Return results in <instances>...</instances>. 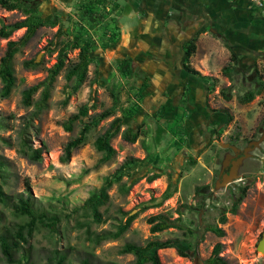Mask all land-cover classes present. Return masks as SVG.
I'll use <instances>...</instances> for the list:
<instances>
[{
	"label": "rangeland",
	"instance_id": "374dc122",
	"mask_svg": "<svg viewBox=\"0 0 264 264\" xmlns=\"http://www.w3.org/2000/svg\"><path fill=\"white\" fill-rule=\"evenodd\" d=\"M40 1L39 12L47 22L14 55V86L9 95L0 96V159L8 172L3 182L0 177V184L10 197L8 204L0 202V225L19 221L10 204L17 194L26 193L28 182L31 194L43 206L62 214L57 232L40 229L30 238L34 264H46L55 248L66 250L70 264H80L83 257L94 262L133 264L134 254L120 251L125 243L143 245L150 239L187 238L176 227L151 232L147 218L158 213L171 220L179 217L177 222L189 227L216 224L224 229L223 236L204 232L198 244L202 259L221 242L220 255L228 264H264V251L257 250L264 231V84L249 102L238 100L258 87V75L264 82V7L254 8L250 0H102L95 5V15L102 16L103 31L99 36L88 31L94 50L85 81L65 101L73 83L65 74L79 50L71 49L52 83L47 106L33 115L34 105L25 106L21 101L22 90L46 77L60 46L79 32L78 6L88 0ZM114 1L118 3L116 10L111 9ZM244 14L249 17L244 18ZM24 17L19 10L0 7V26ZM24 31L20 28L8 38L0 37V57L7 41L17 40ZM112 32L117 35L108 44ZM195 34L196 50L190 64L202 75L211 76V81L204 82L182 69L183 45ZM232 51L238 61L231 71L225 70ZM127 56L136 75L120 72L119 64ZM28 60L35 65L25 66ZM168 70L174 71L161 74ZM145 75L148 86L139 94ZM40 91L33 94V101L40 97ZM84 103L90 106L87 116L66 131L62 122ZM113 105L115 112L92 127L85 143L73 149L68 160H62L66 142L77 135L83 122ZM118 116H123L124 123L111 139L115 154L99 164L101 152L94 140ZM126 127H140L141 135L135 142L121 137ZM22 135L29 147L41 149L40 160L30 161L19 152ZM261 135L260 144L239 164L237 177L220 185V165L227 154L231 155L220 142L244 148ZM131 158L138 161L125 167L129 175L108 188V200L99 207L101 222L91 221L81 208L74 210L106 175ZM153 173L159 176L149 180ZM169 183L176 187L172 196L158 206L142 208L151 198L160 201ZM242 185L249 186L245 197L236 213L227 211L226 221L221 223V209L228 210L232 194L237 196ZM126 212L136 214L127 229L98 244L87 239L86 225H77L89 221L91 232L114 231L125 221ZM158 255L162 264H192L173 247L159 249ZM0 264H6L1 251Z\"/></svg>",
	"mask_w": 264,
	"mask_h": 264
},
{
	"label": "trees",
	"instance_id": "16d2710c",
	"mask_svg": "<svg viewBox=\"0 0 264 264\" xmlns=\"http://www.w3.org/2000/svg\"><path fill=\"white\" fill-rule=\"evenodd\" d=\"M102 0H88L86 3L80 4L78 6V11L80 15V26L77 28L79 32L74 35L71 41L63 43L57 53L56 62L48 68V73L44 79L38 83L28 86L22 90L21 101L23 105L30 106L34 105L33 115H37L47 106V100L49 98L50 89L52 83L55 80V76L62 70L65 65V59L67 52L71 49L78 48L77 60L71 63L66 71L65 77L67 80L73 79V83L70 86V90L67 92L65 101L68 96L75 92L80 85L85 81L88 66L92 62L91 53L94 50V41L92 36L88 34V31H93L94 34L100 35L103 31L102 22L99 20L102 18L100 14L97 16L95 5ZM41 4L40 0H0V7L6 10H19L24 13L25 17L10 23H4L0 26V37L8 38L14 31L25 28L24 33L17 40H8L6 43V48L4 54L0 57V96L6 97L11 92L15 77L13 74L12 60L14 55L19 51V49L25 45L31 37L35 34L36 30L43 26L47 20H45L40 12L39 6ZM118 8V3L113 2L112 10ZM261 9L259 7H255ZM51 20V24H55L54 20ZM77 25V22H74ZM81 31V32H80ZM106 32V31H105ZM84 34V36H83ZM117 33L112 32L109 37L108 44L112 39L116 37ZM102 38V35L100 36ZM198 34L192 36L187 40L184 45V56L182 61V69L193 75L197 76L204 82L211 81V76L202 75L197 69H195L190 64V57L196 50V41ZM226 44H228L226 42ZM131 57H125L119 64L120 72L124 75H136L132 69ZM237 56L232 51L230 53V59L224 66L225 70H229L233 67L234 63H237ZM24 65L31 67L35 65L33 60H28L24 62ZM254 72L257 73L256 68ZM148 76H144L141 81L140 90L148 86ZM264 82L257 78V88L255 90H249L245 92L242 96H239L238 100L240 102L246 103L253 99L254 95L261 91ZM41 88L40 97L36 100H32L33 94ZM225 98L229 99V95L220 90ZM90 106L88 103H84L78 107V110L71 114L66 120L62 122V126L66 131H71L73 128V122L80 121L82 117L87 116ZM116 106L113 105L101 112H98L90 117L86 122H83L80 127L79 132L76 136L68 140L63 149L62 160L66 161L70 158L73 149L81 146L85 143L87 139V134L92 127H95L101 120L112 115L115 112ZM123 116H118L113 118L109 125L104 129V131L98 134L94 140V146L98 152H101V157L99 159V164L104 163L109 160L114 154L115 149L111 145V139L118 134L121 126L124 123ZM141 135L140 127L132 128L126 127L121 133V137L128 142H135L136 139ZM21 147L19 152L25 156L30 161H38L41 159V149H33L27 145L25 135L21 136ZM138 159L131 158L126 159L124 162L111 174L106 175L103 178L102 184L90 191L88 197L83 201V203L74 209L77 211L81 208L86 215L91 217L93 222H101L102 216L99 211V207L105 204L108 200V188L115 182L121 179L123 175H129L128 170L125 169L126 166L137 162ZM193 163L195 160H191ZM4 162L0 159V177L3 179L6 177L7 173L3 168ZM159 176L158 173H153L149 176V180H153ZM26 193L22 192L17 194L10 204V209L12 213L19 218V221L14 223L0 225V251L2 257L6 264H34L31 258L32 246L29 244V240L32 237L34 231L36 230H46L49 232H57L59 223L62 219L61 212L56 211L53 207L46 208L40 201L35 198L30 192V185L28 182L25 183ZM248 185L239 186L238 195L232 194L231 206L228 208H222L220 213V222L224 223L226 221V212L236 213L240 202L245 197ZM176 187L172 184H168L167 188L163 192L160 201H156L151 198L147 203L143 205V209L158 206L161 201L169 198L175 192ZM9 196L6 195L0 184V202L3 204H8ZM204 198L199 204L200 208H204ZM181 214L182 212L179 211ZM126 219L124 222H120L116 225L114 231L103 230L100 232L89 231L88 225L89 221L78 222L77 225L87 226V239L98 244L104 239L117 238L122 234L125 229L129 226L132 219L136 214L125 213ZM179 217L171 220L168 216L163 213H158L150 215L147 218V222L150 224L151 232H161L169 227H176L183 230L184 235L187 237L185 239L179 240L177 238H167L164 240L150 239L147 240L143 245L134 243H125L121 248L123 253H133L135 256L133 264H145L149 262L150 264H162L160 257L158 255V250L168 247H173L176 249L178 255L182 257H187L192 264H228L226 259L220 255L222 250V243L216 242L208 257L202 259L199 255L198 244L203 238V234L206 231H211L217 236L224 235V229L216 224H205L197 225L195 227L185 226L177 221ZM191 237L192 239H190ZM27 244V246H25ZM46 264H70L68 261V254L66 250H59L57 248L53 249L51 254L46 258ZM80 264H113L111 262H94L88 257H83L80 260Z\"/></svg>",
	"mask_w": 264,
	"mask_h": 264
},
{
	"label": "water",
	"instance_id": "95a60500",
	"mask_svg": "<svg viewBox=\"0 0 264 264\" xmlns=\"http://www.w3.org/2000/svg\"><path fill=\"white\" fill-rule=\"evenodd\" d=\"M263 140V135L260 136V138H258L257 140H251L249 142V146L246 147L243 150V155L240 156L237 160L232 161V168L230 170L229 175H223L222 177V182L220 183V185H227L228 183L232 182L236 177H237V167L239 166V164H241L242 160L250 157L251 153L249 151L253 150V148H255L256 146H258L260 144V142ZM220 145L222 147H229L232 150H234L235 152L239 151V149L232 145L229 144L228 142H220ZM231 157V155L227 154L225 156V158L222 161V166H226L228 164L229 158ZM257 250L263 252L264 251V231L262 232L261 238L259 239L258 243H257Z\"/></svg>",
	"mask_w": 264,
	"mask_h": 264
},
{
	"label": "flooded vegetation",
	"instance_id": "af4514ba",
	"mask_svg": "<svg viewBox=\"0 0 264 264\" xmlns=\"http://www.w3.org/2000/svg\"><path fill=\"white\" fill-rule=\"evenodd\" d=\"M229 144H232V145H234V146H236L238 149H239V151H237V152H235L234 150H232L231 148H229V147H227L228 148V150H229V152L231 153V157L229 158V161H228V164L226 165V166H222V163H221V165H220V169H219V171H218V180H219V182H222V177H223V175H229V173H230V170H231V168H232V161H235V160H237L240 156H242L243 155V150L246 148V147H248L249 146V143H248V145L247 146H245L244 148H241L240 146H238L237 144H234V143H230V142H228ZM251 154H252V150L251 151H249ZM239 172V168L237 167V173Z\"/></svg>",
	"mask_w": 264,
	"mask_h": 264
},
{
	"label": "built area",
	"instance_id": "2783aa9c",
	"mask_svg": "<svg viewBox=\"0 0 264 264\" xmlns=\"http://www.w3.org/2000/svg\"><path fill=\"white\" fill-rule=\"evenodd\" d=\"M251 4L255 7L263 8L264 0H250Z\"/></svg>",
	"mask_w": 264,
	"mask_h": 264
},
{
	"label": "crops",
	"instance_id": "0c3cea01",
	"mask_svg": "<svg viewBox=\"0 0 264 264\" xmlns=\"http://www.w3.org/2000/svg\"><path fill=\"white\" fill-rule=\"evenodd\" d=\"M243 16H244V18H245V17L247 18V16L249 17V14H244ZM233 21H234V20H233ZM172 71H174V70H168V72H164V71H163L161 74H162V75H164V74H170V73H172Z\"/></svg>",
	"mask_w": 264,
	"mask_h": 264
}]
</instances>
